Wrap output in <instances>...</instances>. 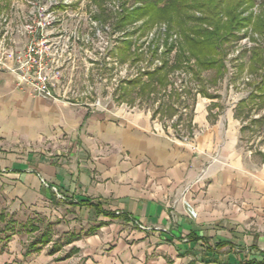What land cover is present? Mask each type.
<instances>
[{
    "label": "crops",
    "instance_id": "crops-1",
    "mask_svg": "<svg viewBox=\"0 0 264 264\" xmlns=\"http://www.w3.org/2000/svg\"><path fill=\"white\" fill-rule=\"evenodd\" d=\"M58 96L34 97L0 67V264L264 262V160L240 145L238 105L198 96L176 139L143 110ZM24 219L33 238L51 234L27 256L5 228Z\"/></svg>",
    "mask_w": 264,
    "mask_h": 264
},
{
    "label": "rangeland",
    "instance_id": "rangeland-1",
    "mask_svg": "<svg viewBox=\"0 0 264 264\" xmlns=\"http://www.w3.org/2000/svg\"><path fill=\"white\" fill-rule=\"evenodd\" d=\"M30 1L0 0V42L4 37L6 40L2 41L7 47L14 49L25 43L19 31L29 20ZM144 1L70 0L68 6L61 2L55 5L60 21L52 31L61 37L62 49L59 63L53 68L56 96L104 110H143L159 130L178 139L191 124L196 98L203 92V98L217 95L219 109L238 105L236 116L243 128L240 145L256 161L264 160V87L256 91L260 95L258 98L247 106L240 105L255 91L258 83L264 84V65L258 67V57L252 51L264 48V0H240L236 9V0L219 3L222 25H227V13L233 8L235 15L247 20L237 27L242 38L226 55L223 76L213 69L201 72L200 80L190 70V67L200 70L195 68L193 59L186 62L182 57L187 47L183 32L203 29L205 24L196 25L185 20L175 23L171 29L173 35L167 42L173 46L168 49L164 31L167 21L157 17V22L148 23L152 13L143 14ZM191 7L181 12L191 18L202 17L203 12ZM182 27L186 30H181ZM191 35L198 40L197 30ZM62 221L68 222L67 219ZM20 222L23 226L13 221L14 228L26 240L24 246L38 234H34L31 222H26L25 226V219ZM40 227L45 229V223ZM57 231L62 235L65 226ZM68 247L64 246L60 257L71 251Z\"/></svg>",
    "mask_w": 264,
    "mask_h": 264
},
{
    "label": "trees",
    "instance_id": "trees-1",
    "mask_svg": "<svg viewBox=\"0 0 264 264\" xmlns=\"http://www.w3.org/2000/svg\"><path fill=\"white\" fill-rule=\"evenodd\" d=\"M223 0H146L144 1L143 5L146 10H143V14H150V22L154 24L157 22V17L162 19V21H167V26L165 27V44L167 48H171L173 45L168 44V39L171 38L173 32L171 34V29L179 22L183 20L187 22H195L196 25L198 24H205V28H197L194 29L198 32V40L194 39L191 34L195 33L193 30L189 29L186 30L185 27H182L181 30L185 29L188 32H183V39L187 42V47L182 52V57L186 59L188 62L190 59H193L195 68H199V72L193 67H190L194 77L200 80V74L203 71L217 69L216 73L223 76L225 65L224 62L226 60V55L231 50L234 45L237 44L238 41L242 38L238 35L237 27L238 25H243L244 21L247 20L244 17H240L235 15V9L238 7V1L236 0L235 9L233 8L227 13L228 22L227 25H222L220 21V9L219 3L221 4ZM249 1V0H247ZM252 1V0H251ZM180 4L179 7H177ZM191 9L197 8L202 13V17L200 18H191L184 15L181 11H183L186 7L189 6ZM158 12L161 14L160 17L158 16ZM182 13V15H181ZM142 16V15H141ZM240 18V19H239ZM125 17L121 19L124 21ZM251 20V19H248ZM259 20V19H258ZM176 23V24H175ZM175 24V25H174ZM180 30V31H181ZM264 30V29H263ZM179 31V32H180ZM193 32V33H190ZM175 35V34H174ZM264 36V31L263 34ZM264 38V37H263ZM168 49H166L168 52ZM253 53L255 56L258 57V67L264 65V48L261 49L260 47L254 48ZM186 52V53H185ZM246 52V51H244ZM188 54V55H187ZM258 54V55H256ZM262 77L264 80V72L262 73ZM264 87L262 82L258 83L255 87V91L250 93L249 96L245 101H241V106H247L249 102L253 101L254 98H258L260 95H257L256 91L261 90ZM202 91V90H201ZM203 92V91H202ZM204 94V92H203ZM0 220H3V216L0 215ZM13 221H10L5 224V228L9 231L13 230ZM8 237H5L6 240ZM51 234L48 230H45L39 237L33 238L31 242H29L25 247L24 255L27 256L33 252L39 251L42 247L50 242ZM53 248L57 249L62 245H57L53 243ZM220 245L219 247H221ZM245 264H264L262 261L261 263H256L254 261H248Z\"/></svg>",
    "mask_w": 264,
    "mask_h": 264
},
{
    "label": "built area",
    "instance_id": "built-area-1",
    "mask_svg": "<svg viewBox=\"0 0 264 264\" xmlns=\"http://www.w3.org/2000/svg\"><path fill=\"white\" fill-rule=\"evenodd\" d=\"M68 6L70 0H31L29 20L21 28L25 43L20 49L7 47L0 42V67L16 77L17 86L29 91L34 97L56 100V77L53 68L59 63L60 36L53 28L60 21L55 5ZM187 141L186 138H183Z\"/></svg>",
    "mask_w": 264,
    "mask_h": 264
}]
</instances>
